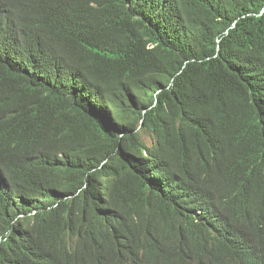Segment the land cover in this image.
<instances>
[{
  "label": "trees",
  "instance_id": "obj_1",
  "mask_svg": "<svg viewBox=\"0 0 264 264\" xmlns=\"http://www.w3.org/2000/svg\"><path fill=\"white\" fill-rule=\"evenodd\" d=\"M235 256L264 264V0H0V264Z\"/></svg>",
  "mask_w": 264,
  "mask_h": 264
},
{
  "label": "clouds",
  "instance_id": "obj_2",
  "mask_svg": "<svg viewBox=\"0 0 264 264\" xmlns=\"http://www.w3.org/2000/svg\"><path fill=\"white\" fill-rule=\"evenodd\" d=\"M234 243H235V239L230 240L229 243H228V247L229 246H232ZM245 244H246V242L244 241V245ZM222 264H256V263L251 262V261H244V260H241V259H239V258H237L235 256L232 259H226V260H224V262Z\"/></svg>",
  "mask_w": 264,
  "mask_h": 264
},
{
  "label": "rangeland",
  "instance_id": "obj_3",
  "mask_svg": "<svg viewBox=\"0 0 264 264\" xmlns=\"http://www.w3.org/2000/svg\"><path fill=\"white\" fill-rule=\"evenodd\" d=\"M145 140L147 143H150V138L149 137H145Z\"/></svg>",
  "mask_w": 264,
  "mask_h": 264
}]
</instances>
